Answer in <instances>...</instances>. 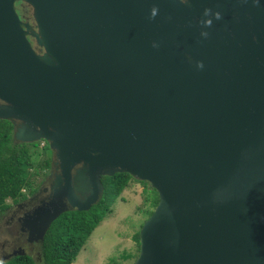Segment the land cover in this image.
Listing matches in <instances>:
<instances>
[{"label": "water", "instance_id": "obj_1", "mask_svg": "<svg viewBox=\"0 0 264 264\" xmlns=\"http://www.w3.org/2000/svg\"><path fill=\"white\" fill-rule=\"evenodd\" d=\"M0 119L59 171L30 240L127 173L158 195L132 264H264V0H0Z\"/></svg>", "mask_w": 264, "mask_h": 264}, {"label": "trees", "instance_id": "obj_2", "mask_svg": "<svg viewBox=\"0 0 264 264\" xmlns=\"http://www.w3.org/2000/svg\"><path fill=\"white\" fill-rule=\"evenodd\" d=\"M13 132V123L0 119V213L9 207L7 200L17 202L25 199L27 193L36 191L39 182H35L33 177L39 169L42 170L41 175H46L53 157L45 140L42 149L37 150L40 141L15 142ZM34 154L44 157L41 161H37L33 159ZM100 180L103 192L95 204L86 211L63 212L51 223L41 242L43 264H71L75 261L94 228L111 212L113 202L130 185L131 180L140 182L144 187L148 186V189L154 193V196L148 200L151 209L158 202L157 192L146 181H140L127 173L101 176ZM145 202L148 203L146 200ZM147 209L150 207L148 206ZM152 210H148L147 217ZM133 239L136 251L125 253L122 256L125 259H135L139 252L138 231L134 233ZM0 264H36V262L32 256L21 254L12 256Z\"/></svg>", "mask_w": 264, "mask_h": 264}, {"label": "rangeland", "instance_id": "obj_3", "mask_svg": "<svg viewBox=\"0 0 264 264\" xmlns=\"http://www.w3.org/2000/svg\"><path fill=\"white\" fill-rule=\"evenodd\" d=\"M18 3H14L15 10L22 22H26L25 16L21 15L18 11ZM32 24V20L28 21ZM32 47L36 45L34 38L27 35ZM16 121V126H17ZM21 123V122H20ZM18 127V126H17ZM14 139V138H13ZM44 140V139H43ZM43 140H39L37 150H41L45 145ZM15 142L19 140L14 139ZM43 155L34 154L33 159L41 161ZM53 165H55L53 163ZM52 165V166H53ZM42 170H38L33 177L35 182H42L46 175H41ZM48 173V171H47ZM46 173V174H47ZM148 183V182H147ZM149 184V183H148ZM39 185V184H38ZM52 185V184H51ZM150 186V184H149ZM146 187V188H145ZM140 182L135 180L130 181V185L125 188L112 204L111 212L103 218L100 223L94 228L90 237L87 239L85 245L77 254L75 261L71 264H132L134 259L123 258L125 253H133L136 251V244L133 239L135 232H139L140 225L147 217L148 210L151 209L149 204L150 197L154 193ZM144 189H146L144 191ZM26 193V192H25ZM28 195V193L26 194ZM29 196V195H28ZM145 200L148 202L146 204ZM9 205L11 201L7 200ZM15 204H11L8 209H15ZM148 206L150 209H147ZM12 213L10 210H5L0 213V255L2 249L7 248L6 243L13 241L18 237L19 230L17 229V222L12 223L9 215ZM34 213L25 215L21 223H19L21 231L26 233L27 241L34 243L32 247H27L28 255L32 256L36 264H43L41 257V244L40 240L29 239V230L27 222L33 219ZM2 215H7L2 218ZM25 218H27L25 220ZM15 220V219H14ZM14 224V225H13ZM16 252V251H15ZM24 254L26 252L24 251ZM4 261L0 258V262Z\"/></svg>", "mask_w": 264, "mask_h": 264}, {"label": "flooded vegetation", "instance_id": "obj_4", "mask_svg": "<svg viewBox=\"0 0 264 264\" xmlns=\"http://www.w3.org/2000/svg\"><path fill=\"white\" fill-rule=\"evenodd\" d=\"M18 11L21 15L25 16V19L27 21L33 19L31 15V8L29 5L19 2L18 3ZM17 126H21L20 122H17ZM54 157H52L51 166L48 169V173L46 174L45 178L42 180V182L39 183L37 189L35 192L26 195L25 199L19 200L17 202H11V204H15V209H8L12 213L9 215V219H11L12 223L17 222V229L19 230L18 237H16L13 241H10L6 243L7 248L2 249V254L0 255V258L3 260H7L10 257L14 256L13 253L15 251L23 250L28 253L26 250L27 247H32L34 243L28 242L26 233L24 231H21L19 223H21L22 218L25 215H29L31 212H33L37 207L41 206L42 203H45L49 197L51 192V184L54 183V180L56 178V175L59 173L57 166L53 165ZM53 165V166H52ZM7 215H2V218H6ZM15 219V220H14ZM16 224V223H15ZM14 225V224H13ZM41 244V242H40Z\"/></svg>", "mask_w": 264, "mask_h": 264}]
</instances>
